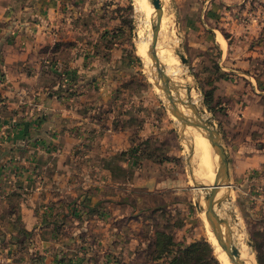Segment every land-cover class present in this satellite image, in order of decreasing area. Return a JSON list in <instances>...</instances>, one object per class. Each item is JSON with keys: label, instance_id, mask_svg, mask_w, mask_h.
I'll list each match as a JSON object with an SVG mask.
<instances>
[{"label": "rangeland", "instance_id": "obj_1", "mask_svg": "<svg viewBox=\"0 0 264 264\" xmlns=\"http://www.w3.org/2000/svg\"><path fill=\"white\" fill-rule=\"evenodd\" d=\"M162 2L166 13L164 9L157 52L165 65L170 67V71H174L168 74L174 85L173 92L180 94L182 100L188 99L189 84L193 90L191 92L201 99V107L220 131L228 152L235 156L228 139L241 134L232 120L226 119V113L229 111L228 115H234L238 120L248 116L243 111L245 108L240 105L244 100L242 93L252 95L254 90L251 81L254 87L258 86L252 78L259 79L264 85V0L251 1L248 7V14L251 15H245L242 9L232 12L238 18L231 21L230 29L239 30V33L230 40V55L223 63L219 61L222 55L218 48L211 50L210 58H202L205 50L191 45L196 43L195 34L184 35L178 18L168 14L169 2ZM118 14L121 24L116 29L117 33L103 34L97 42L100 44L98 55L101 59H93L94 56H82L79 59L80 56L74 55L72 48L64 49V62H59L54 55L56 51L52 50L51 53L42 48L45 50L42 54L47 57L37 63V70L40 76H59L58 82L64 81L73 90H78L80 80L89 86L96 76L112 74V81L107 87L116 90V96L113 101L105 99L104 105H107V110L113 111L104 112L102 116L104 121L114 120V124L128 131V147L123 146L119 138L113 139L111 136L103 141L93 137L88 139L82 150L86 153L80 155L82 161L76 160L74 166L76 173L85 174L82 178L86 179L87 184H84L80 176H71V182H67L70 180H66L67 177H61L53 185L55 193H58L56 197L60 198L65 207L59 204L51 210L46 206L52 196L48 197L46 193L34 196L33 189L39 186L40 180L30 186L25 183L26 180L16 183L8 178L0 179V264H170L175 259L176 264H226L215 244L219 243L206 217L205 192L197 187L200 185L190 175L193 169L197 182L211 186L215 181H208L200 169L193 145L194 137L203 138L202 134L208 133L203 129L185 126L172 114V105L160 87L162 83L159 74L149 64L152 60L155 66L150 52L157 16L155 7L151 0H120ZM225 34L228 38L234 35ZM110 37L113 40L119 39V46H124V50L117 49L114 52L110 48ZM249 43L257 47L249 48ZM64 45L67 49L76 47L72 42ZM178 52L185 55L187 64ZM246 54L250 56L249 59L244 58ZM23 70L24 76H34V65H24ZM10 73L0 70V84L4 76H16L14 72ZM182 107L193 116L190 107ZM246 123L245 131L253 132L256 140H264V122L257 125L250 121ZM155 130L159 133L153 136ZM149 134L151 137L148 139ZM115 146L128 149L116 152ZM112 149L116 155L111 153ZM146 154L152 158L155 156V160L161 158L171 163L161 170L163 175H170V183L174 182L168 185L170 187L166 195L147 196L142 191L143 160ZM213 154L218 170L219 157L215 149ZM39 171L44 176L48 174L47 185L51 180L49 176L57 170L51 171L48 168ZM63 171L68 172L65 169ZM174 184L177 188L181 186L183 191H173ZM18 185L24 188V193H15L14 188ZM82 186L86 190H95V193L101 191L97 195L103 203L113 201L123 206L145 201L146 204H157L153 213L144 215L150 219V224H137L134 229L116 226L115 239L111 240L109 234L106 237L98 235L100 225L94 228L95 225L89 223L86 226L88 231L78 240V236L72 234L78 226L70 225L67 221L72 220L71 217H79L83 211L76 206L67 210V205L81 200ZM69 187L73 192L65 190ZM224 192L218 197L220 204H216V212L227 223L223 224L225 235L241 251L245 264H264V198L260 201H241L236 198V194L229 193L226 196ZM24 200L33 206L36 203L38 207L33 210L21 206ZM126 211L124 207L126 216L143 217L142 207L139 212L130 211L127 214ZM36 215L42 216L41 219H37ZM47 215H52L51 223H47ZM194 244L198 246L191 256L182 253L184 247ZM107 248L108 252L113 249L110 255L103 252Z\"/></svg>", "mask_w": 264, "mask_h": 264}, {"label": "crops", "instance_id": "obj_2", "mask_svg": "<svg viewBox=\"0 0 264 264\" xmlns=\"http://www.w3.org/2000/svg\"><path fill=\"white\" fill-rule=\"evenodd\" d=\"M119 1L0 0V70L16 74L4 76L0 84V179L8 178L16 183L26 180L25 183H29L30 186L40 180L39 186L33 187L34 196L39 197L45 193L48 197L52 196V200H48L49 204L46 206L51 210L59 204L66 206L56 197L58 193H55L53 185H56L57 179L60 181L61 177H67L66 180L71 176L85 177L82 172L76 173L74 166L76 160L82 161L80 155L86 153L82 150L88 139L93 137L103 141L104 138L111 136L113 139L119 138L123 146L128 147L129 136L126 129L117 123L114 124V120L106 122L102 116L104 112L113 111L107 110V105H104L105 99L113 101L116 96V90L107 87L112 81V74L96 76L89 86L80 80L78 90H73L64 81L58 82L59 76H40L37 63L42 58L46 60L47 56L43 55L45 50H50L51 53L52 50L56 51L54 52L56 59L64 62V49L72 48L73 54L80 56L79 59L82 56L101 59L98 55L100 44L97 42L103 34L117 33L116 29L121 24L118 14ZM251 1L253 0H167L169 2L167 10L169 15L178 18L184 35L195 34L196 43L191 45L205 50L202 58H210L211 50L218 48L222 55L219 61L223 63L230 55V40L239 33V30L230 29L231 21L238 18L232 12L242 9V13L248 14ZM225 33L234 35L228 38ZM113 37L109 38L112 40L110 48L114 52L117 49L123 51L124 46H119L120 40H113ZM66 42L75 43L76 47L67 49L64 45ZM249 44V48L257 47ZM56 45L60 48L58 49ZM42 48L45 50H41ZM246 56L244 58L249 59L250 56L247 54ZM28 64L34 65V76H24L23 66ZM252 79L257 81L258 86L254 87L251 81L254 91L252 95L243 92L244 100L242 99L240 104L248 116L245 115L238 120L236 116L228 115L229 111L226 113V119L232 120L238 132L243 135L231 136L228 139L235 156L228 152L223 138L230 161V193L236 194V198L241 201L246 199L250 202L264 198V140H256L253 132L245 131L248 123L246 121L254 125L264 122V85L257 78ZM153 133L155 136L159 132L155 130ZM147 137L149 139L151 134ZM127 147L120 149L115 146L114 150L124 151L128 149ZM114 150L112 149L111 153L116 155ZM105 151L107 153L106 149ZM143 162V193L147 196L166 195L174 182L170 183V175L168 173L163 175L161 170L171 163L161 158L155 160V156L152 158L150 154L144 156ZM48 168L57 171L52 172L49 176L51 180L46 185L48 174L44 176L39 170ZM61 169L68 172L63 170L60 172ZM190 175L193 180L191 173ZM82 181L87 184L85 178H82ZM67 182H71V179ZM19 185L15 186V193H24V188ZM82 187L81 200L67 205V210L76 206L83 211L79 217H71L72 220L67 221L70 225L78 226L77 230L72 232L75 237L78 236V240L88 231L86 226L89 223L95 225L94 228L100 225L98 235L106 237L109 234L111 240H114L116 226L134 229L137 224H150V219L144 215L153 213L157 207V204H146L145 201L123 206L113 201L103 203L97 195L101 191L96 190L98 193H95V190L90 188L86 190V187ZM109 187L112 188V185ZM71 189L69 187L65 190L71 192ZM172 190L182 192L183 188L181 186L177 188L174 184ZM62 192L65 193L64 190ZM21 206L33 210L38 207L36 203L33 206L27 200H24ZM124 207L127 214L130 211L139 212L142 207L143 217L126 216ZM36 216L37 219L42 217ZM47 216L49 222H46L51 223L52 215ZM112 250L110 249L111 253ZM103 252L110 255L108 248Z\"/></svg>", "mask_w": 264, "mask_h": 264}, {"label": "water", "instance_id": "obj_3", "mask_svg": "<svg viewBox=\"0 0 264 264\" xmlns=\"http://www.w3.org/2000/svg\"><path fill=\"white\" fill-rule=\"evenodd\" d=\"M152 4L155 7L156 10V20L153 25V39H152V45H151V56L155 62V66L157 69V72L159 74V79L161 80V89L164 91L166 97L170 101L172 105V114L185 126H192L199 129L205 130L208 134L204 136L207 137V139L210 141V143L213 145L216 154L219 157V165L218 170L216 174V178L214 183L210 186L206 183H199L196 180V177L194 176V171L191 169V174L193 176V181L196 182V184H199L200 186H197L198 188H202L205 192V198H206V204L207 209L205 210L206 217L208 219V222L210 223L213 233L222 247V249L226 252L230 260L233 262V264H245L244 261L241 259L240 250L238 247H236L232 241L231 238L226 236L223 230V224L226 223L218 213L216 212V204H220V200H218V197L221 192H224V194L230 195V171H229V156L226 151V148L222 142L221 133L219 130L215 128L214 123L209 119L208 121H194L184 115V113L181 112L179 105L183 104L186 105V102L179 97H174L173 91L174 87L172 85V80L169 77V75L161 71V69H158V66H160V60L157 56V45H158V38L162 26V20L164 17V4L162 0H151ZM178 54L181 56L183 62L185 64L188 63L187 58L182 52H178ZM158 62V64H157ZM189 93L191 92L192 88L188 87ZM188 93V94H189ZM227 224V223H226Z\"/></svg>", "mask_w": 264, "mask_h": 264}, {"label": "bare ground", "instance_id": "obj_4", "mask_svg": "<svg viewBox=\"0 0 264 264\" xmlns=\"http://www.w3.org/2000/svg\"><path fill=\"white\" fill-rule=\"evenodd\" d=\"M149 41L151 42V39ZM157 56H158V59L160 60V62H159L160 66H158L159 70L161 69V71L163 72V69H164V71H165L164 73H166V75L169 74V72H171V73L174 72V71H170V67L165 65V61L162 60V57H161V55L159 56L158 52H157ZM149 64H151L150 66H153V68L156 69V66H154V63H153L152 60L149 62ZM157 64H158V62H157ZM153 68H151V69H153ZM174 74H176V71H175ZM174 78H175V75H174ZM175 84H177V82ZM188 87H189V84H188ZM188 87H187V89H188ZM185 91H186V89H185ZM173 94H174L173 95L174 97H179L180 98V96H181L180 94H178V93L176 94L175 92H173ZM188 95H189L188 99L184 98V101L187 104L186 105H183V104L179 105V108H180L181 112L184 113V115H186L187 117H189L190 119H192L194 121H204V122L208 121L209 120V115L206 113L207 111H205L204 108L201 107V99L199 97H197L196 94H194L193 92H190ZM182 106L190 107V110H192L195 115L194 114H193V116L190 115V111L189 110L186 111V109L183 108ZM202 136H203L204 139L199 137V136H196V137L193 138L194 141H195V144H193V145H195V150H196V155L195 156L197 157L200 169L202 170V172H204V174L206 175V178H208L207 180L208 181H214V179L216 178V173H217V168L215 166L216 159H215V156L213 154L214 153V149H213L211 143L205 138L204 134H202ZM204 180H206V179H204ZM200 193L203 195L202 192H200ZM203 197H204V195H203ZM215 244L219 248L220 253L222 255V258L225 261V263L226 264H233L231 262V260L229 259V257L227 256V254L222 249V247L219 244H217V243H215Z\"/></svg>", "mask_w": 264, "mask_h": 264}, {"label": "trees", "instance_id": "obj_5", "mask_svg": "<svg viewBox=\"0 0 264 264\" xmlns=\"http://www.w3.org/2000/svg\"><path fill=\"white\" fill-rule=\"evenodd\" d=\"M197 246H198V244L188 245V246L184 247V251L183 252L181 251V252L185 255L191 256V254L194 252V248ZM170 264H176V259L172 260V262Z\"/></svg>", "mask_w": 264, "mask_h": 264}]
</instances>
